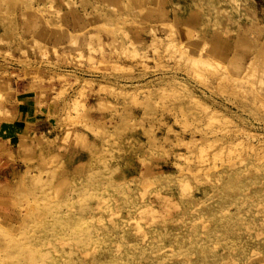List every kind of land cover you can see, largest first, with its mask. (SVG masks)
I'll return each mask as SVG.
<instances>
[{
    "label": "rangeland",
    "instance_id": "rangeland-1",
    "mask_svg": "<svg viewBox=\"0 0 264 264\" xmlns=\"http://www.w3.org/2000/svg\"><path fill=\"white\" fill-rule=\"evenodd\" d=\"M0 264H264V0H0Z\"/></svg>",
    "mask_w": 264,
    "mask_h": 264
},
{
    "label": "bare ground",
    "instance_id": "bare-ground-1",
    "mask_svg": "<svg viewBox=\"0 0 264 264\" xmlns=\"http://www.w3.org/2000/svg\"><path fill=\"white\" fill-rule=\"evenodd\" d=\"M263 157V156H262ZM204 160V159H203ZM201 161V160H200ZM202 162V161H201ZM197 163V162H196ZM203 164V163H202ZM85 192V190H84ZM83 194V193H82ZM85 198V196H84ZM88 198V196H87ZM90 200L91 197L89 198ZM81 200V199H80ZM85 200V199H84ZM87 201V200H86ZM88 202V201H87ZM90 202V201H89ZM92 202V201H91ZM81 208V209H80ZM81 213L83 216L81 218H75V227L77 228L78 231H83L81 232L83 239H87V238H91V236H95L97 237V204L95 203L92 207H88V208H84V207H80L79 206V211L71 209V210H66L65 213H67L68 215H74V213ZM77 217V216H76ZM136 221V217L135 216H131L130 218H128L125 221V224L127 226L133 225L132 223ZM136 224V223H135ZM115 227V226H114ZM101 228V227H100ZM104 229V228H103ZM105 231V230H104ZM80 235V234H79ZM78 235V236H79ZM73 237V236H72ZM77 237V236H76ZM78 240H80V236L78 238ZM85 241V240H84ZM83 241V242H84ZM88 241V239L86 240ZM75 242V241H74ZM78 242V241H77ZM79 243H81L79 241ZM89 243V242H88Z\"/></svg>",
    "mask_w": 264,
    "mask_h": 264
}]
</instances>
